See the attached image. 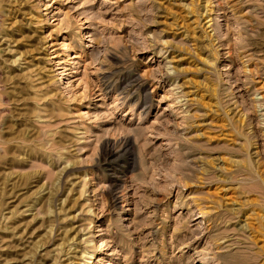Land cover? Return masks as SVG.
<instances>
[{
  "label": "rangeland",
  "instance_id": "obj_1",
  "mask_svg": "<svg viewBox=\"0 0 264 264\" xmlns=\"http://www.w3.org/2000/svg\"><path fill=\"white\" fill-rule=\"evenodd\" d=\"M0 264H264V0H0Z\"/></svg>",
  "mask_w": 264,
  "mask_h": 264
},
{
  "label": "bare ground",
  "instance_id": "obj_2",
  "mask_svg": "<svg viewBox=\"0 0 264 264\" xmlns=\"http://www.w3.org/2000/svg\"><path fill=\"white\" fill-rule=\"evenodd\" d=\"M169 138H170V137H169ZM168 140H169V139H168ZM169 142H172V141H169ZM169 142H168V143H169ZM165 143H166V141H165ZM166 146H167V145H166ZM168 146H169V145H168ZM168 146H167V147H168ZM170 147H171V144H170ZM171 148H172V147H171ZM201 212H202V211H201ZM202 214H204V213H202ZM202 216H203V215L199 216V218L202 217ZM201 222H202V220H201ZM202 258H203V257H202Z\"/></svg>",
  "mask_w": 264,
  "mask_h": 264
}]
</instances>
